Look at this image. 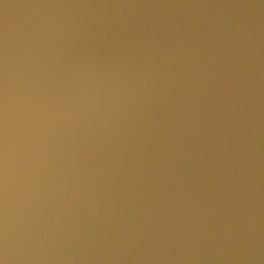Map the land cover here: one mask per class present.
Returning a JSON list of instances; mask_svg holds the SVG:
<instances>
[{"label": "clouds", "instance_id": "1", "mask_svg": "<svg viewBox=\"0 0 264 264\" xmlns=\"http://www.w3.org/2000/svg\"><path fill=\"white\" fill-rule=\"evenodd\" d=\"M0 264H264V0H0Z\"/></svg>", "mask_w": 264, "mask_h": 264}]
</instances>
